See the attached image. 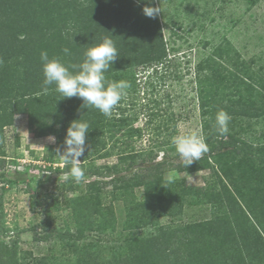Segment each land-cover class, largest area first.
<instances>
[{
    "label": "trees",
    "instance_id": "trees-1",
    "mask_svg": "<svg viewBox=\"0 0 264 264\" xmlns=\"http://www.w3.org/2000/svg\"><path fill=\"white\" fill-rule=\"evenodd\" d=\"M145 6L155 8L154 0H0V147L3 131L13 125L15 116L26 117L27 131L30 134L37 138L53 136L55 143L62 146L63 150L70 122L79 118L87 121L90 130L86 136L84 155L80 157V167L83 168L82 164L89 160V169L93 175H98L100 179L109 178L113 182H120L122 185L115 187L110 193V199L122 201L126 209L130 206L126 196L128 191L136 185H142L147 206L157 216L164 204L170 202V206L175 207L180 196L172 191L164 197L167 199L162 200L157 183L140 180L141 171L159 167L162 161L132 170L137 164V154L133 152L130 142L134 137H142V130L134 128L133 120L122 115L125 110L118 106L115 109L121 114L117 118H109L95 108H82L83 102L77 97L62 99L54 90L55 85L49 86L48 93L44 94V76L40 60L41 52L46 51L49 59L59 58L65 65L79 64L83 62L88 48L96 46L105 38H110L118 57L105 72L106 80L109 83L125 80L131 85L134 75L129 74L130 70L161 63L166 57L159 21L156 16L149 18L144 15ZM65 47L70 50V55L65 56L62 53L61 49ZM232 52L234 57L231 59L229 50L217 48L212 52L213 56L220 59L227 56V59L232 61L233 70L227 72V76L221 75L216 67L219 63L207 62L208 74L199 79L200 108L202 111L211 109L205 99L210 95H218L222 88L221 83L226 79V85H230L228 93L234 97L237 95V99L235 107L232 104L221 110L226 111L230 117L263 118L264 66L255 71ZM256 103L260 104L256 112L246 110L245 106ZM215 116L216 114L203 125V130L207 131L205 142L208 152L193 164L207 163L208 158L223 155H229V158L234 156L235 160H232L237 162L231 166L226 165L225 170H222L224 178L219 177V189H216L215 183L208 185L207 189L186 187L183 183L176 185L182 187L179 192L187 194L194 204L207 206L212 218L196 223L188 239H179L172 243V263L167 264H264V145L253 149L245 140L234 134L228 132L226 135H219L214 127ZM163 120L165 122L160 121L154 127L157 138L160 137V132H168L169 124L172 127L175 125L172 124L174 119L171 116ZM118 134L119 138H125L127 142L118 146L119 138L115 139ZM170 135L171 133H168V136ZM106 141L113 142L111 147L117 148L120 162L129 160L126 167H120L111 173L93 170V159L105 150ZM163 145H166L164 139L155 143L152 148ZM238 155L241 157L237 158ZM155 158L150 151L142 158L141 163H151ZM5 161L4 152L0 150V168L5 167ZM70 167L71 165L64 161L62 173L70 174ZM214 173L219 176L218 172ZM116 174L118 176L114 177ZM70 179L65 178V182L73 181ZM17 181L18 179L15 180ZM97 184V181L91 182L88 193L68 202L73 206L72 215L76 221L83 219V224L90 220L88 223H93L91 228L96 226L97 231H101L105 226L95 219L100 209L96 208L100 206ZM64 189L67 188L63 187ZM1 199L0 193V235H4L6 228ZM48 200L51 201V208H58L54 191L41 196L40 199H33L31 203L32 206L40 202L46 205ZM192 201L190 203H193ZM135 205L140 210L144 208L145 202ZM49 210L50 206L45 211L47 225L51 223L47 212ZM79 221L75 223L74 234L58 233V239H67L73 243L82 241L85 236L83 229L78 226ZM146 224L147 221L139 223ZM49 237L50 233H32L35 242L47 240ZM173 244L183 250V255L175 252ZM140 245L139 243L138 246ZM72 247L74 248L66 254V261L69 262L71 256L75 259L73 264H88L92 261L90 255L82 253L84 247L75 244ZM165 251L169 253L168 248H165ZM141 258L139 255L127 256L124 264H146ZM0 264H24L21 257H17L15 240L12 246L3 240L0 241ZM37 264H41V260Z\"/></svg>",
    "mask_w": 264,
    "mask_h": 264
},
{
    "label": "rangeland",
    "instance_id": "rangeland-1",
    "mask_svg": "<svg viewBox=\"0 0 264 264\" xmlns=\"http://www.w3.org/2000/svg\"><path fill=\"white\" fill-rule=\"evenodd\" d=\"M154 6L160 8L155 16L161 27L166 57L161 63L130 70L129 74L134 75V81L127 96L117 106L125 110L122 115L133 120L134 128L142 130V137H134L130 142L133 152L137 154V164L132 170L162 161L159 167L141 171L140 180L157 183L162 200L167 199L164 197L172 191L179 193L176 206H170L168 202L156 216L147 206L144 187L136 185L126 195L130 204L129 210L126 209L122 201L110 199V193L122 184L93 175L89 169V160L82 164L85 178L76 183L70 179V174L62 173L64 160L58 154H62L63 147L50 141V136L37 138L30 134L26 117L15 116L13 125L3 131L0 147L6 160L5 167L0 168L1 207L6 228L5 234L0 235V241L12 246L15 240L17 257H21L24 264H37L40 260L41 264H73L75 259L72 256L69 262L66 261V254L74 248L73 244L84 247L82 253L92 257L88 264H124L127 256L137 255L146 264L172 263V243L188 239L196 223L212 218L207 206L194 204L187 194L179 192L182 187L176 185L183 183L186 187L207 189L208 185L215 183L216 189H219V177L224 178L222 170L237 161H233L234 156H213L208 158L207 163L191 164L185 168L172 140L176 135L194 132L206 139L204 122L213 119L214 114L224 107L232 104L235 107L237 95L234 97L228 93L230 85H226L225 79L218 95L204 98L211 109L202 111L200 108L199 79L208 74L207 62L219 63V66L214 65L221 75L227 76V72L233 70L232 61L227 56L217 58L212 55L213 51L217 48L229 50L230 59L234 57V51L240 61L255 71L264 66V0H154ZM256 105H247L245 108L253 113L260 104ZM115 108L111 117L117 118L121 113ZM170 116L174 119V127L169 124L168 132H160L157 138L154 127ZM228 129L229 133L245 140L253 149L264 145V117H231ZM168 133L171 135L168 136ZM119 137L118 134L115 139ZM163 139L166 145L152 148ZM106 142L105 150L93 159V170L111 173L126 167L129 160L120 162L117 148L111 147L113 142ZM123 142H127V139L119 138L118 146ZM150 151L156 156L155 160L141 163ZM214 172H218L219 176ZM169 175L173 181L167 183ZM66 176L73 181L66 183ZM93 181L99 182L96 188L99 190L100 206L96 208L100 209L95 219L105 226L101 231H97L96 226L91 228L93 223L89 224L90 220L83 224V219L76 221L72 215L73 206L68 202L88 193V186ZM63 187L67 189L63 190ZM52 191L57 195V209L51 208L50 200L46 205L40 202L32 206L33 199H40ZM142 202H145V206L138 210L135 204ZM49 206L47 212L51 223L47 225L45 211ZM78 221L85 236L82 241L73 243L67 239H58V233L74 234L75 223ZM143 221H147V224L139 225ZM33 232L50 233V237L35 242L32 239ZM165 248L169 249V253ZM173 248L176 253L183 255L181 248L175 244Z\"/></svg>",
    "mask_w": 264,
    "mask_h": 264
},
{
    "label": "clouds",
    "instance_id": "clouds-1",
    "mask_svg": "<svg viewBox=\"0 0 264 264\" xmlns=\"http://www.w3.org/2000/svg\"><path fill=\"white\" fill-rule=\"evenodd\" d=\"M160 12L159 7L145 6L143 13L149 18H154ZM62 53L70 55V50L65 47ZM83 62L79 64L65 65L59 58L49 59L48 53L42 51L40 60L43 71L42 91L47 94L49 86L55 85L54 90L63 98L77 97L82 100V108H95L104 116L111 117L113 109L127 96L130 82L121 80L109 83L106 80L105 72L112 67L118 57L117 50L110 38H105L96 46L90 47L84 54ZM230 115L220 110L215 116V130L223 136L229 131L228 123ZM90 126L87 121L80 118L72 120L66 130L64 138V150L58 154L64 158L66 164L71 165L70 177L76 183L85 178V172L80 167V157L84 155L86 136ZM54 142L55 137H49ZM172 143L176 153L184 162V167L190 166L199 161L208 152L205 138L198 133L176 135ZM68 177L66 176V179ZM173 181L169 175L166 182Z\"/></svg>",
    "mask_w": 264,
    "mask_h": 264
}]
</instances>
